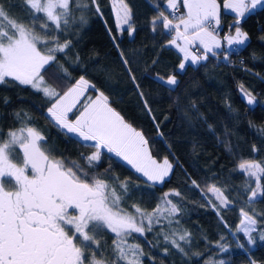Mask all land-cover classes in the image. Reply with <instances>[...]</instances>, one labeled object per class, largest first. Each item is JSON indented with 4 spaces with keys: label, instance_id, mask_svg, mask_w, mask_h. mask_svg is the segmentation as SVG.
<instances>
[{
    "label": "trees",
    "instance_id": "1",
    "mask_svg": "<svg viewBox=\"0 0 264 264\" xmlns=\"http://www.w3.org/2000/svg\"><path fill=\"white\" fill-rule=\"evenodd\" d=\"M98 2L101 14L92 6L76 11L75 16L83 15L86 23L77 22L68 32L55 33L61 42L70 39L73 47L67 56L58 53V63L44 76L58 91L67 90L83 76L109 98L110 105L127 123L143 133L155 158L167 157L173 163L165 182L151 187L146 178L106 151L92 169L104 175L109 183L127 182L128 196L122 206L129 212H134L132 205L151 212L165 193L173 190L181 193L180 197H170L180 209L176 216L179 224L169 227L162 222L145 236L134 234V238H129V243L139 244L143 249L142 264H264V241L259 239L260 231L264 230V215H261L264 197L248 201L250 193L244 191L248 177L238 169L242 160L264 164V6H258L241 21L239 26L247 33L248 40L243 46L236 45L237 51L231 50L232 46L221 47L216 56L208 53L207 60L187 64L181 71V54L174 47H166L171 37L164 34L162 27L153 32L151 25L159 11L167 15L170 10L154 7L156 0H125L135 28L130 36L127 31H117L112 0ZM165 2L161 0L162 5ZM0 5L26 27L33 23L23 0H0ZM220 18L218 35L224 42L223 37L233 32L234 28L229 26L235 21L232 14L224 11ZM41 22H34L37 32ZM226 52L227 60L223 57ZM121 53L129 61L127 66L121 62ZM61 65L70 73L67 79H57L64 75ZM170 75L176 76L175 86L156 79H167ZM241 85L255 97L253 105H248L242 97ZM97 93L89 88L86 96L92 98ZM143 100H147L150 112ZM49 106L43 93L30 86L12 81L0 84V130L6 135L9 129L21 127L16 114L26 113L30 126L45 136L55 158L76 161L87 168L81 157L94 151L86 146L90 142L54 126L47 114ZM253 146L257 149L255 153ZM193 180L199 187L192 184ZM212 185L224 192L233 202L232 207H213L218 201L209 192ZM241 208L256 214L254 244L237 232ZM162 229L191 234V243L181 242L187 256L167 244L163 235H158ZM96 238L104 249V257L111 260L115 234L101 231ZM92 250L99 259L100 250L95 245Z\"/></svg>",
    "mask_w": 264,
    "mask_h": 264
},
{
    "label": "snow or ice",
    "instance_id": "2",
    "mask_svg": "<svg viewBox=\"0 0 264 264\" xmlns=\"http://www.w3.org/2000/svg\"><path fill=\"white\" fill-rule=\"evenodd\" d=\"M23 3L33 21L27 27L10 17L0 5V84L12 81L42 92L50 102L47 114L54 126L90 142L86 146L94 151L81 157L87 162V168L76 161L55 158L45 136L30 126L26 113L16 114L21 127L9 129L6 135L0 130V264H142L143 249L139 244L129 243V238H134V234L145 236L162 222L169 227L179 224L176 216L180 209L170 197H180L181 193L176 190L165 193L151 212L137 205H132L134 212H129L122 206L128 196L127 182L109 183L104 175L92 169L106 151L127 162L151 187L165 182L173 163L167 157L155 158L143 133L127 123L110 105L109 98L83 76L63 91L45 80L44 73L58 63L57 54L67 56L73 47L70 39L61 42L55 33L68 32L77 22L86 23L83 15L75 16L76 11L92 6L101 14L98 0H23ZM162 6L171 10L172 18L159 11L151 21L152 30L156 32L162 27L164 34L171 37L166 47H174L183 54L179 64L182 71L186 69V62L195 65L207 60L208 53L217 55L215 49L221 48L218 38L221 7L235 21L229 26L235 29V35L223 37L231 47L248 40L239 25L247 14L264 6V0H223L222 5L220 0H166L163 5L161 0H156L154 7ZM181 6L186 10L182 14ZM112 7L117 31H127L131 36L135 28L128 4L125 0H112ZM36 20H42L39 32ZM193 47L202 49V54L197 55ZM121 57L127 66L129 61L122 53ZM224 59H228L227 53ZM60 68L64 75L57 79H67L68 69L63 65ZM126 71L131 73L127 67ZM130 78L135 81L134 76ZM156 79L169 86L177 84L175 75ZM89 88L99 92L95 99L85 96ZM241 92L248 105L255 103V97L242 85ZM139 94L143 98V93ZM143 103L150 112L147 100ZM69 113H74L75 119H70ZM253 152H257L255 146ZM238 169L248 177L244 189L250 193L248 201L264 197V164L242 160ZM192 184L199 187L194 180ZM209 192L218 201L213 207L233 206L217 186L209 187ZM240 215L237 232L254 244L256 214L241 208ZM101 231L115 234L111 260L104 257V249L96 238ZM158 235H163L167 244L187 256L181 242L191 243L190 233L162 229ZM259 239L264 241V230L260 231ZM92 245L100 250L99 259Z\"/></svg>",
    "mask_w": 264,
    "mask_h": 264
},
{
    "label": "rangeland",
    "instance_id": "3",
    "mask_svg": "<svg viewBox=\"0 0 264 264\" xmlns=\"http://www.w3.org/2000/svg\"><path fill=\"white\" fill-rule=\"evenodd\" d=\"M165 3H166V2H165ZM181 9H183V10H181V11H182L181 14L184 13V12L186 11L184 8H182V6H181ZM221 11L226 12V10H224L223 7H221ZM114 13H115V12H114ZM219 27H220V26H219ZM239 27H240V26H239ZM240 28H241V27H240ZM241 31L244 32V31L242 30V28H241ZM229 34H231V35H235V29L233 30V32H231V33H229ZM229 34H228V35H229ZM245 43H246V42H245ZM243 45H244V44H243ZM243 45H240V46H243ZM227 46H228L227 43H225V48H226ZM223 48H224V47H223ZM199 49H200V48H199ZM200 50H201V52L199 53V52H197V50H196L195 47L192 48V51H194L197 55L202 54V49H200ZM217 50H220V48H219V49H215V51H217ZM177 51H178V50H177ZM178 52H179V51H178ZM180 54H181V56H183L182 53H180ZM187 64H191V62H190V61H189V62H186V65H187ZM197 64H198V63H197ZM195 65H196V64H195ZM87 91H88V90H87ZM87 91H86V93H85V96H86V94H87ZM98 94H99V92H98ZM98 94H97V95H98ZM97 95H96V96H97ZM96 96H93L92 98L95 99ZM86 97H87V96H86ZM82 99H83V98H82ZM78 107H79V106H78ZM74 113H75V110H74ZM74 113H69V118H70V119H75V115H74ZM77 114H78V113H77Z\"/></svg>",
    "mask_w": 264,
    "mask_h": 264
},
{
    "label": "crops",
    "instance_id": "4",
    "mask_svg": "<svg viewBox=\"0 0 264 264\" xmlns=\"http://www.w3.org/2000/svg\"><path fill=\"white\" fill-rule=\"evenodd\" d=\"M183 8V7H182ZM181 10H183V9H181ZM218 38L220 39V41H221V47H224L225 48V43H226V41H222V39H221V37L218 35ZM237 46H240V45H237ZM226 48H229V46H227ZM176 49V48H175ZM221 49V48H220ZM177 50V49H176ZM218 51V50H217ZM98 94V93H97ZM97 94H95V96L97 95ZM73 135H75V134H73ZM76 136V135H75ZM118 158V157H117ZM120 160H122L121 158H119ZM123 161V160H122ZM123 162H125V161H123ZM126 164H127V162H125ZM130 166V165H129ZM131 167V166H130ZM132 168V167H131Z\"/></svg>",
    "mask_w": 264,
    "mask_h": 264
},
{
    "label": "built area",
    "instance_id": "5",
    "mask_svg": "<svg viewBox=\"0 0 264 264\" xmlns=\"http://www.w3.org/2000/svg\"><path fill=\"white\" fill-rule=\"evenodd\" d=\"M171 11V10H170ZM180 13H181V7H180ZM168 16H169V18L171 19L172 18V16L170 15V12L167 14ZM237 46L236 45H233L232 47H231V50H233V51H237ZM227 53V52H226ZM225 54V53H224ZM224 54H223V57H224Z\"/></svg>",
    "mask_w": 264,
    "mask_h": 264
}]
</instances>
